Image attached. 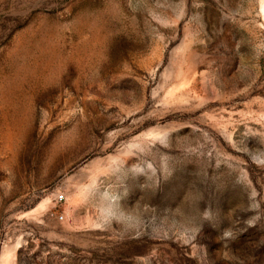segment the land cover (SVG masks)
Listing matches in <instances>:
<instances>
[{
	"label": "rangeland",
	"instance_id": "rangeland-1",
	"mask_svg": "<svg viewBox=\"0 0 264 264\" xmlns=\"http://www.w3.org/2000/svg\"><path fill=\"white\" fill-rule=\"evenodd\" d=\"M0 264H264V0H0Z\"/></svg>",
	"mask_w": 264,
	"mask_h": 264
},
{
	"label": "built area",
	"instance_id": "built-area-1",
	"mask_svg": "<svg viewBox=\"0 0 264 264\" xmlns=\"http://www.w3.org/2000/svg\"><path fill=\"white\" fill-rule=\"evenodd\" d=\"M62 199H63V196L60 197V200H62Z\"/></svg>",
	"mask_w": 264,
	"mask_h": 264
}]
</instances>
